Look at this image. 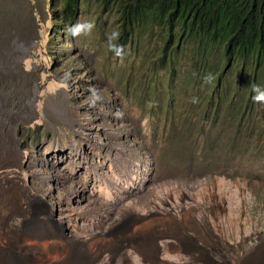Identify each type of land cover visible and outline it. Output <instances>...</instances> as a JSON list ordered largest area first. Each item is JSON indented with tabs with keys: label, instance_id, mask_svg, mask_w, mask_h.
I'll return each mask as SVG.
<instances>
[{
	"label": "rangeland",
	"instance_id": "374dc122",
	"mask_svg": "<svg viewBox=\"0 0 264 264\" xmlns=\"http://www.w3.org/2000/svg\"><path fill=\"white\" fill-rule=\"evenodd\" d=\"M120 17L95 0L74 17L64 0H0V264H43V251L14 245L47 227L82 264H144L132 242L143 234L171 264H264V142L206 123L185 78L160 67L159 35L143 29L111 51ZM78 21L95 27L73 37ZM240 71L222 88L234 93Z\"/></svg>",
	"mask_w": 264,
	"mask_h": 264
},
{
	"label": "trees",
	"instance_id": "16d2710c",
	"mask_svg": "<svg viewBox=\"0 0 264 264\" xmlns=\"http://www.w3.org/2000/svg\"><path fill=\"white\" fill-rule=\"evenodd\" d=\"M90 1L64 0L65 13L74 17ZM95 1L104 8L117 7L121 13L118 44L123 47L143 29L149 36L157 34L165 41L160 67L171 73V80L176 76L179 81L185 78L180 81L183 94L188 102L197 97L199 102L195 104L205 106L202 114L206 123L212 117L213 124L221 119L234 127L237 123L236 135L242 136L246 131L243 129H247L248 145L252 139L264 142V112L256 110L261 104L252 100L251 90V85L264 87V0ZM223 62L226 66L220 72ZM228 64V70L233 64L241 66L234 93L222 88ZM185 65L190 70L186 71ZM248 68H256L254 79ZM209 72L216 79L204 85L203 77ZM251 119L253 126L249 125Z\"/></svg>",
	"mask_w": 264,
	"mask_h": 264
},
{
	"label": "bare ground",
	"instance_id": "6f19581e",
	"mask_svg": "<svg viewBox=\"0 0 264 264\" xmlns=\"http://www.w3.org/2000/svg\"><path fill=\"white\" fill-rule=\"evenodd\" d=\"M0 215H1V210H0ZM28 236H29V239L26 241L17 239L15 241L14 248L18 249L19 251L25 249L29 253L43 251L41 255L43 264H57V263L74 264L75 263V255L73 252V246H70L71 244L69 243L67 237L63 235L62 233H58L54 231L53 229H51V227H47V228H42L40 231H35L34 233H30L29 231ZM138 239L137 240L133 239L134 241H132L135 249L137 248L141 249L138 247L139 245ZM59 244L64 245L65 251L62 254H59L58 251H55L57 252L55 253V256L50 257V255H52L54 252V248L57 247V245ZM1 248L2 247L0 245V249ZM1 251H6V250L2 249ZM0 257H1V253H0ZM48 257H50L51 259H48ZM54 258H56V260L52 262L51 260H53ZM13 264H21V263H18L15 261L13 262Z\"/></svg>",
	"mask_w": 264,
	"mask_h": 264
},
{
	"label": "clouds",
	"instance_id": "9594fccd",
	"mask_svg": "<svg viewBox=\"0 0 264 264\" xmlns=\"http://www.w3.org/2000/svg\"><path fill=\"white\" fill-rule=\"evenodd\" d=\"M94 27H95L94 22L78 21L76 24L72 25L68 29V32L73 37H78L82 34H87L91 32ZM119 36L120 34L117 31H113L107 34L108 47L111 51H114L117 56H120L123 53V46L115 42V41H118ZM215 79L216 77L213 73L211 72L206 73L203 77V84L211 85L214 83ZM251 90L253 93L252 100L255 103L264 104V87H261L260 85H251ZM92 91H93V94L95 95V90L92 89ZM191 102L194 104L198 103L199 99L197 97H192Z\"/></svg>",
	"mask_w": 264,
	"mask_h": 264
},
{
	"label": "flooded vegetation",
	"instance_id": "af4514ba",
	"mask_svg": "<svg viewBox=\"0 0 264 264\" xmlns=\"http://www.w3.org/2000/svg\"><path fill=\"white\" fill-rule=\"evenodd\" d=\"M248 69H249V72H252L253 74L251 75L249 72H247V73H249L254 79V74L256 72V68H254L253 70H250V68H248ZM253 83H254V81H253ZM252 120L253 119H251V121H250V124H249L250 126L251 125L253 126V124H254L252 122ZM155 242H156V249L154 250L153 253L150 254L149 252L146 253L145 251H141V250L138 252L136 251L138 258H140L144 264H147V263L148 264H171L170 262H166L164 260V258H163L164 250L162 249V245H160L158 238ZM181 247H182L181 252L191 254L192 257H194L193 253H197V254L202 255L204 253L203 251H207V250H204L202 248H199V249L198 248H191V247L186 246L184 244H182ZM172 248H177V247H174L172 244H169V245H167L166 250L170 251ZM199 258H197V257L193 258V261L190 262V264H199V263L204 262V260H201ZM211 262H212L211 264H232L231 261H227L226 263H223V262H220L217 260L216 261L212 260ZM204 263H206V262H204ZM110 264H115L114 260H112L110 262Z\"/></svg>",
	"mask_w": 264,
	"mask_h": 264
},
{
	"label": "crops",
	"instance_id": "0c3cea01",
	"mask_svg": "<svg viewBox=\"0 0 264 264\" xmlns=\"http://www.w3.org/2000/svg\"><path fill=\"white\" fill-rule=\"evenodd\" d=\"M138 243H139L138 247L141 248V249H138V248L135 249L134 248L137 252L141 250V251H145L146 253L149 252L151 254L156 249V242L154 240H152V239H149L144 234L139 236ZM149 243L152 244L153 246L150 245ZM182 244L186 245L185 243H182ZM79 249H81V250L84 249L85 250V248H83V247L79 248ZM73 252H74V255H75V263L74 264H82V262H84L87 259L86 256L83 253H80V252L78 253L77 249L74 248V247H73ZM96 253L97 252H92V255H96ZM88 255L90 256V253ZM83 256H85V258ZM82 260H84V261H82ZM80 261H82V262H80Z\"/></svg>",
	"mask_w": 264,
	"mask_h": 264
},
{
	"label": "water",
	"instance_id": "95a60500",
	"mask_svg": "<svg viewBox=\"0 0 264 264\" xmlns=\"http://www.w3.org/2000/svg\"><path fill=\"white\" fill-rule=\"evenodd\" d=\"M230 66H231V64H228V66L226 67V71L230 68ZM88 264H90V263H88ZM91 264H93V263H91Z\"/></svg>",
	"mask_w": 264,
	"mask_h": 264
}]
</instances>
